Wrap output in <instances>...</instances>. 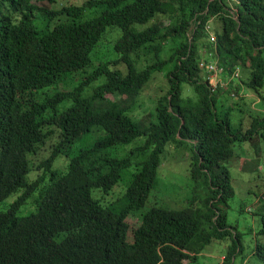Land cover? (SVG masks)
Instances as JSON below:
<instances>
[{
	"label": "trees",
	"instance_id": "16d2710c",
	"mask_svg": "<svg viewBox=\"0 0 264 264\" xmlns=\"http://www.w3.org/2000/svg\"><path fill=\"white\" fill-rule=\"evenodd\" d=\"M203 62L240 78L215 91ZM155 74L166 89L140 116ZM261 140L264 0H0V204L25 189L0 213V264H198L229 240L223 264H249L219 206L235 196L230 163L260 170L245 145ZM187 147L188 205L141 213L163 159ZM133 166L124 202H109ZM257 196L264 264V187Z\"/></svg>",
	"mask_w": 264,
	"mask_h": 264
},
{
	"label": "rangeland",
	"instance_id": "374dc122",
	"mask_svg": "<svg viewBox=\"0 0 264 264\" xmlns=\"http://www.w3.org/2000/svg\"><path fill=\"white\" fill-rule=\"evenodd\" d=\"M100 52L103 55L108 56L106 50ZM154 77H157L158 79L150 84L149 88L141 97L139 106L136 108V114L140 116H143L144 114L154 110L157 100L161 95V91L166 89L164 86L165 83L163 81V76H161V74H155ZM74 86L75 84L73 83L71 89ZM188 89H190V87H186V91H188ZM251 97L253 96H250V98ZM257 106L258 105H255L254 107V102L250 105L252 110ZM250 107L247 108L250 109ZM242 116L243 115L240 113L234 114L237 123L241 120ZM243 118L245 121L248 120L249 122L248 116ZM78 143L79 144L76 143L73 146L74 150L79 147L80 141ZM237 148L238 147L235 148L236 151ZM245 148L247 150L253 149L250 155L252 157H255L257 152L259 155V164H261V171H248V168L250 169L252 164L250 160H246L248 157L242 156V159H236L233 163V166H231L232 163H230L229 168L231 171L232 187L235 191V196L229 202V206L221 204L219 207L227 212V223L230 226L237 228L238 232L242 234L241 240L244 247V252L240 256H246L247 260H250L249 264H262V262H260L256 257L252 256L255 243L258 240L257 233L261 227L260 217H257L254 214L261 205L259 204V198H257V194L260 192V190L262 191L264 187L263 180L258 179V177L262 176L264 179V140H261V142H259L255 148H252L249 144L245 145ZM167 151L171 152L170 149ZM45 154V151L41 153V155L37 157L36 163H40ZM191 155L190 147H187L186 149L181 148L179 150H173L172 154L167 155L163 159V164L158 172V185L153 190L148 203L141 213H145L154 206L181 209L188 205V199L192 197V188L194 186V183L190 179L188 173L190 169ZM166 159L168 160L169 164L164 167V161ZM68 163L69 161L64 156H61L57 159L55 168L61 167L62 165L67 166ZM135 172L136 169L135 166H133L124 173L123 179L120 183L123 189H121V191L120 189H116V193H118L116 196H107V200L109 202H114L116 204L124 202V188L130 179V175ZM30 181L31 180L29 179V182ZM24 193L25 189H21L17 193L10 196L6 201L2 202L0 204V213L7 212L10 205L13 202L19 200L24 195ZM37 196L38 193H34L25 200L24 205L20 206L18 212L20 217L28 216L37 210L35 204V199ZM232 244V240H229L224 244L214 243L209 245L199 255L200 262L198 264H223L225 259L223 255L227 253L228 248ZM236 262L237 264H241V260L239 259H237ZM188 263L189 261L185 262V264Z\"/></svg>",
	"mask_w": 264,
	"mask_h": 264
},
{
	"label": "built area",
	"instance_id": "2783aa9c",
	"mask_svg": "<svg viewBox=\"0 0 264 264\" xmlns=\"http://www.w3.org/2000/svg\"><path fill=\"white\" fill-rule=\"evenodd\" d=\"M211 40L213 42L216 41V38L215 36H212L211 37ZM200 67L201 68H205L206 71L210 74V84L213 88V90H217L219 87H225V86H228L230 81H232L233 79H239L240 78V70L237 69L232 77L230 79H224L223 78V75H224V68L221 67L218 63H210V64H207L205 62L201 63L200 64ZM241 95H243L241 93ZM235 97H238L236 95H234ZM246 96V95H245Z\"/></svg>",
	"mask_w": 264,
	"mask_h": 264
}]
</instances>
